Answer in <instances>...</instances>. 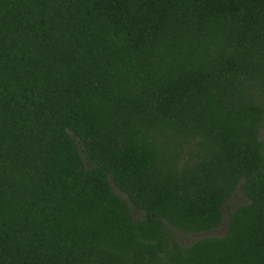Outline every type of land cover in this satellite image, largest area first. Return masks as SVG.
<instances>
[{"label": "trees", "instance_id": "trees-1", "mask_svg": "<svg viewBox=\"0 0 264 264\" xmlns=\"http://www.w3.org/2000/svg\"><path fill=\"white\" fill-rule=\"evenodd\" d=\"M263 126L264 0H0V264H264Z\"/></svg>", "mask_w": 264, "mask_h": 264}, {"label": "rangeland", "instance_id": "rangeland-1", "mask_svg": "<svg viewBox=\"0 0 264 264\" xmlns=\"http://www.w3.org/2000/svg\"><path fill=\"white\" fill-rule=\"evenodd\" d=\"M261 135L264 136V126L261 129ZM114 188L117 191H119L127 199L126 195L121 190H119L115 185H114ZM246 201H248V198L246 197L244 192L239 187H237L235 189V191L232 193L231 197L224 203V205H223L224 218H223L222 223L216 229H214L210 232H207V233H205V232L188 233V232H182V231H178V230L176 231L175 230V233H174L175 237L182 244H187V243H190L191 241H193V240H195V239H197V238H199L205 234H208V233L223 234L226 231L227 215H228L229 210L233 206H235L239 203H244ZM129 203H130L132 214L136 219H141L145 216V213L143 210H141L138 207H136L135 205H133L130 201H129Z\"/></svg>", "mask_w": 264, "mask_h": 264}]
</instances>
